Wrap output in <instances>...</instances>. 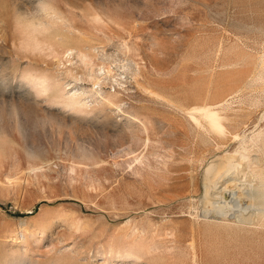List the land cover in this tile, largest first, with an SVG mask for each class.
I'll return each instance as SVG.
<instances>
[{
  "label": "rangeland",
  "instance_id": "obj_1",
  "mask_svg": "<svg viewBox=\"0 0 264 264\" xmlns=\"http://www.w3.org/2000/svg\"><path fill=\"white\" fill-rule=\"evenodd\" d=\"M0 264H264V0H0Z\"/></svg>",
  "mask_w": 264,
  "mask_h": 264
},
{
  "label": "bare ground",
  "instance_id": "obj_2",
  "mask_svg": "<svg viewBox=\"0 0 264 264\" xmlns=\"http://www.w3.org/2000/svg\"><path fill=\"white\" fill-rule=\"evenodd\" d=\"M66 52H67V50H66ZM79 54V53H78ZM81 56H82V54H81ZM86 61V60H85ZM92 62V61H91ZM91 62H90V64H91ZM87 63V62H86ZM101 69H103L102 67H100L99 68V70H101ZM104 70V69H103ZM105 71V70H104ZM95 72V71H94ZM93 71H92V74H94V76H96L97 74H99V73H97V71H96V73H94ZM100 75V74H99ZM102 77H95V79H96V82H94V83H98L99 84V81H100V79H101ZM104 78H106V77H104ZM103 79V78H102ZM115 81H116V83H118V85H120L121 84V82H119V80L117 79V78H115ZM74 82V81H73ZM79 82V81H78ZM64 87L65 88H67V89H65V90H67L68 91V93H72L71 95H75V94H78V93H75L76 91H78L77 89H76V85L73 83H71V82H69V83H67V84H65L64 85ZM87 90V89H86ZM89 90V89H88ZM98 90V89H97ZM81 91V90H80ZM80 91H79V93H80ZM82 92L84 93L85 91H83L82 90ZM81 92V93H82ZM82 93V94H83ZM87 93V92H86ZM98 93V91H93V92H90V96L91 97H93V99L95 98V96L96 95H98L97 94ZM86 95V94H85ZM88 95H89V92H88ZM81 96V95H80ZM111 96V95H110ZM109 97V96H108ZM68 98H69V96H68ZM78 99H79V97H78ZM87 99V98H86ZM66 100H68V99H66ZM69 103H71V104H79L81 101H79V100H77V97L75 98V97H73V96H71L70 98H69V101H68ZM85 103V102H84ZM82 105V104H81ZM85 105V104H84ZM237 152H226L225 154H224V159H225V157H226V160L228 161L227 162V164L225 163V165L222 167V162H220V163H218V164H221V169H222V171H220L221 169H219L217 172L220 174L219 175V177H218V180L217 181H215L214 183H212L210 186H208L207 187V190H206V194H205V197L207 198V200H209V203L211 204V205H214V204H216V200H218V199H223L224 200V197H223V193L224 192H227L228 193V198H227V201H228V204H232V205H229V207L231 206V208L234 206V209H235V207H244V208H246L247 206H249V203H248V200H247V198L248 197H243V194H248L247 192H248V190H247V192H246V190H245V193H243L244 192V190H243V194L240 192V183H239V180L237 179V177H236V175H234V173H235V170H236V167L238 166V162H236V160H235V154H236ZM237 156V155H236ZM239 156V155H238ZM241 156H243V154L241 155ZM244 157H246L245 155H244ZM242 158V157H241ZM219 160H221V161H223V159H222V157H221V159L220 158H218ZM242 164V163H241ZM241 164H239L240 166H241ZM216 165H217V163H211L209 166H208V168H207V173H211V172H215L216 173V171L215 170H217L216 169ZM249 166V165H248ZM242 167V166H241ZM219 168V167H218ZM224 168V169H223ZM239 168V167H238ZM237 171V170H236ZM246 172V171H245ZM208 174V175H209ZM236 174V173H235ZM245 174V173H244ZM243 174V175H244ZM216 175V174H215ZM246 175V174H245ZM218 176V175H217ZM216 176V177H217ZM208 179V178H207ZM211 180V179H210ZM244 181V180H243ZM251 181V180H250ZM220 182V183H219ZM242 183V182H241ZM256 183V182H255ZM242 187V186H241ZM251 189V188H250ZM252 193V192H251ZM249 195V194H248ZM248 195H246V196H248ZM245 196V195H244ZM251 196H252V194H251ZM249 199V198H248ZM222 201V200H221ZM226 201V200H225ZM220 202V201H219ZM219 202H217V203H219ZM223 203V202H222ZM227 203V202H226ZM221 204V203H220ZM220 204H218V205H220ZM223 205L224 204H222V207H223ZM215 206V205H214ZM228 206V205H227ZM215 207H217V205L215 206ZM222 207L220 206L219 208H215V210L214 211H216L217 210V213L218 212H222L223 210H224V207H223V209H222ZM230 208V209H231ZM233 209V210H234ZM241 209V208H240ZM251 210V209H250ZM219 215V214H218ZM242 215V214H241Z\"/></svg>",
  "mask_w": 264,
  "mask_h": 264
}]
</instances>
